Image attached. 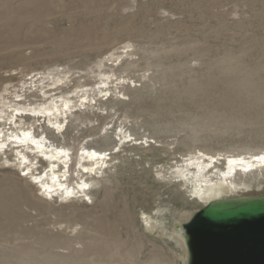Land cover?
Returning <instances> with one entry per match:
<instances>
[{
    "label": "rangeland",
    "instance_id": "374dc122",
    "mask_svg": "<svg viewBox=\"0 0 264 264\" xmlns=\"http://www.w3.org/2000/svg\"><path fill=\"white\" fill-rule=\"evenodd\" d=\"M127 41L136 45L138 81L117 106L128 110L127 119L122 109L100 111L111 115L108 129L123 124L133 140L161 139L178 159L200 148L211 154L264 149V0H0V88L10 75L15 83L55 65L84 73ZM99 125L80 132L72 125L67 135L88 139ZM118 142L115 138L107 153ZM127 143L87 198L75 194L45 202L41 190H31L20 178L17 166L0 161V248L26 243L28 250L46 254L48 246L39 239L54 232H63L65 240L82 235L89 243L85 237L95 234L103 241L114 231L129 247L135 248L137 239L145 242L139 264L148 257L150 264H183L171 230L184 219L183 211L193 215L202 206L169 182V172L167 178L156 176L170 164L156 159L155 149L132 138ZM249 191L263 195L264 183ZM143 212L152 215L148 225ZM128 214L135 227L127 223ZM154 219L161 230L149 228ZM99 220L105 221L103 235L93 230Z\"/></svg>",
    "mask_w": 264,
    "mask_h": 264
},
{
    "label": "bare ground",
    "instance_id": "6f19581e",
    "mask_svg": "<svg viewBox=\"0 0 264 264\" xmlns=\"http://www.w3.org/2000/svg\"><path fill=\"white\" fill-rule=\"evenodd\" d=\"M135 49V43L127 41L109 50L84 73L74 71L70 66L55 65L33 74H24L15 83L11 82L10 75V82L0 88V144L9 145L7 149L0 150V161L17 166L23 172L20 178L28 182L31 190H41L40 199L45 202L55 197L69 199L75 194L87 198L92 193L94 182L115 165L113 161L132 138V142H144L149 150L155 149V158L170 164L167 170H158L156 176L162 174L163 178H167L169 172V182L175 181L177 190L185 188L186 192L189 191L202 207L227 197L253 195L249 190L264 183V149L247 154H230L228 151L211 154L200 148L199 151L181 154L178 159L176 156L172 158L176 154L173 148L164 149L161 139L150 136L144 140H133L132 133L122 127L124 121L120 128L114 131L108 129L107 119L111 115L100 111L105 109L108 113H117L122 109L117 106L128 95L126 90L131 88V83L138 81L133 78V75L136 77L133 71L139 65ZM109 93L111 96L108 98ZM104 99L111 100L105 103ZM122 110L127 119L130 116L128 110ZM97 120L100 122L96 123ZM72 125L78 128V132L83 127L94 129L99 125V131L92 132L88 139L80 140L75 135L68 137V129ZM115 138L120 140L118 146L107 153L114 147L109 148L115 144ZM89 140L94 144L90 145ZM142 145L136 148H145ZM148 151L143 153L144 156H149ZM260 175L263 178H259ZM107 191V186H104V192ZM12 205L16 206V202ZM191 213V210L183 211L180 215L184 219L174 221L171 230L182 250L183 264L188 262V249L182 223L189 221ZM143 214L142 219L148 225L152 215ZM127 218V223L135 227L137 221L133 216L128 214ZM157 221L154 219L155 224H150L149 228L161 230L162 226H156ZM104 224V220H99L93 230L99 235L105 234L99 230ZM52 234L39 239L44 246H48L46 254L28 250L30 244L16 243L7 249L0 248V264H132L128 261H138L146 253L143 251L144 241L137 239L138 245L132 248L129 247L130 242H123L114 231L103 241L95 234L85 237L93 241L89 243L84 242L82 235L65 240L63 232ZM58 238L63 239L58 241ZM98 241L103 244L97 245ZM22 253L27 258L19 256ZM14 256L20 257L21 261L13 260ZM149 260L151 257L144 262L147 264ZM139 261L136 264L141 263Z\"/></svg>",
    "mask_w": 264,
    "mask_h": 264
},
{
    "label": "water",
    "instance_id": "95a60500",
    "mask_svg": "<svg viewBox=\"0 0 264 264\" xmlns=\"http://www.w3.org/2000/svg\"><path fill=\"white\" fill-rule=\"evenodd\" d=\"M182 227L187 264H264V194L212 201Z\"/></svg>",
    "mask_w": 264,
    "mask_h": 264
},
{
    "label": "snow or ice",
    "instance_id": "6c2138e0",
    "mask_svg": "<svg viewBox=\"0 0 264 264\" xmlns=\"http://www.w3.org/2000/svg\"><path fill=\"white\" fill-rule=\"evenodd\" d=\"M2 135V134H0ZM24 135H28V133H25ZM17 142H19L18 138H17ZM9 147L8 144H0V150H5ZM95 155V153H93ZM25 175H27V173H25ZM85 187H87V185H85Z\"/></svg>",
    "mask_w": 264,
    "mask_h": 264
}]
</instances>
